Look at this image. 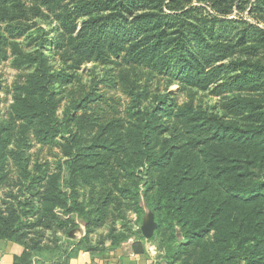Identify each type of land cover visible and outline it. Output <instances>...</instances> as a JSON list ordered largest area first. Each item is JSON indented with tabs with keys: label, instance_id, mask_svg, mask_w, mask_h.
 <instances>
[{
	"label": "trees",
	"instance_id": "1",
	"mask_svg": "<svg viewBox=\"0 0 264 264\" xmlns=\"http://www.w3.org/2000/svg\"><path fill=\"white\" fill-rule=\"evenodd\" d=\"M5 1L10 3L2 7L20 10V18L27 16L24 2L0 0ZM187 1L34 0L31 8L36 14L52 16L60 36L53 44L63 52L68 49L74 67L88 60L108 64L114 58L169 74L199 89L216 85L230 90V95L222 104V114L186 105L174 110L163 96L161 111L186 121L182 128L189 140L178 143L182 132L175 128L170 138H158L159 150L150 144L153 132L161 131L155 122L158 108L135 107L125 134L119 130L124 125L119 119L96 124L75 116V129L68 130L62 147L71 160L67 182L71 192L59 186L57 174H52L42 192L24 194L19 210L0 214V239L23 246L19 263L68 264L80 249L103 252L104 240L110 241L112 249L132 236L142 237L140 228L132 225L128 229L112 226L105 236L93 239L110 214L113 192L106 188V179L118 185L111 175L114 161L133 185L134 190L119 188L136 202L128 210H141L134 170L148 164L149 170L158 173L149 186L155 194L144 193L143 202L156 215L151 240L160 264H264V0H255L249 7L258 24L225 18L232 4L224 0H205L211 11ZM47 41L44 37L41 48ZM25 58L35 63L36 70L17 88L13 113L34 124L41 140H49L64 133L69 122L56 115L59 99L53 84L62 76L46 66L43 51L34 59ZM95 127L114 134L103 139L101 134L84 135ZM9 136L0 134V188L5 161L10 156L20 158L19 152L8 150ZM24 168L20 174L28 177L30 172ZM82 183L92 188L94 183L101 184L87 210L89 203L74 198V185ZM121 209L112 210L114 218L123 216L125 209ZM72 213L83 220L85 234L53 261L40 253V244L28 243L19 232L22 220L32 218L30 225L39 229L37 234L53 229L67 236L68 227L74 226ZM131 247L134 252L143 251L139 241Z\"/></svg>",
	"mask_w": 264,
	"mask_h": 264
},
{
	"label": "rangeland",
	"instance_id": "2",
	"mask_svg": "<svg viewBox=\"0 0 264 264\" xmlns=\"http://www.w3.org/2000/svg\"><path fill=\"white\" fill-rule=\"evenodd\" d=\"M254 1L224 0L223 2H229L232 5L230 12L223 16L227 19L246 20L258 24L255 15L250 14L249 11V7ZM6 2L8 1L0 2V134L3 135L5 132L10 134L7 148L10 151L19 152L20 158L10 156L11 158L9 157L4 163L5 177L0 188L1 215H7L12 209L19 210L18 202L23 200L25 193L42 192L44 184L52 174H57L59 186L67 190L68 193L71 192L67 183L71 160L63 153L62 147L63 138L68 136V130L75 129V116L83 117V119L88 117L96 124H101L111 118L119 119L124 122L119 130L125 134L124 128L128 125L130 113L135 110V107L149 111L158 108L155 122L161 125V131L153 132L150 144L154 145L155 150H159L158 138H170L172 129H180V133L182 132L178 143L184 144L189 140L182 128L186 121L161 111L163 96H167V103L172 105L174 110L176 106L186 105L222 114V104L229 98L230 90L221 89L216 85L199 89L178 82L169 74H159L142 66L117 61L114 58L108 64L88 60L81 62L78 67H74L73 56H70L68 49L63 52L53 44V41L57 42L60 36L51 15L46 18L42 17L36 14L37 10L31 8L34 7V0H21L28 7V11L26 17L20 18V10L19 12L13 11L11 6L2 7ZM187 2H192L195 6L202 5L206 10L211 11V8L205 3L209 1L188 0ZM44 37L49 41L41 48ZM41 51L45 55L46 66L52 72H59L62 76L53 84V91L59 99L56 115L63 121L65 119L69 121L65 126L64 133L49 140H41L35 132L34 124L16 118L13 113L17 88L24 86L28 76L36 70L35 63L26 59L25 55H30L34 59ZM99 134L102 139L109 138L114 134V131L95 127L84 133L91 138ZM96 152L101 151L97 150ZM105 154L107 153L103 152V155ZM121 155L123 156V153ZM110 167L113 168L111 175L116 178L118 185L114 186L111 178L106 179V188L112 189L113 192L108 206L110 214L104 226L94 231L93 239L97 240L105 236L107 230L112 226L118 229L121 227L128 229L133 225V228L139 227L141 231V225L146 217L150 216L149 214L157 227L156 215L144 206L143 194L146 193L149 196L155 194L153 190L149 189V186L151 182H155L154 176L158 173L153 172V169L149 170L148 164L134 170L137 176L135 187L141 193V210L137 212L126 209L133 208V205L136 204L131 199V194L124 191L125 189L119 190L123 187L134 190L131 189L133 185L114 161L111 162ZM22 168L30 172L28 177L20 174ZM91 186L84 183L74 185L75 200L84 204L89 203L86 210L91 208L92 197L101 189L99 183H94L93 188ZM70 187L72 186L70 185ZM13 195L16 196L15 199ZM120 208H122L121 210L125 209L121 216L123 218L120 217L121 220L114 218L112 213V210L115 213ZM55 212L63 213L59 209H56ZM70 215L74 220V226L68 227L67 236H64L63 230L54 231L53 229H46L42 231L43 234H37L39 229L30 225L33 222L32 218L22 220L19 232L23 234L28 243H34L37 247L40 244L39 247L43 250L40 253L53 261L59 258L64 247L75 244L78 237L83 232L85 234L83 220L75 213Z\"/></svg>",
	"mask_w": 264,
	"mask_h": 264
},
{
	"label": "crops",
	"instance_id": "3",
	"mask_svg": "<svg viewBox=\"0 0 264 264\" xmlns=\"http://www.w3.org/2000/svg\"><path fill=\"white\" fill-rule=\"evenodd\" d=\"M83 234L78 237V240ZM141 236L138 240L132 236L112 249H110V241L104 240L100 244L105 247L103 252L80 249L74 257L69 258L68 264H158L159 262L156 260L158 250L155 243L151 237L146 238L142 233ZM135 240L141 242L142 252L132 250L131 246ZM22 252L21 244L12 240L0 239V264H22L17 261Z\"/></svg>",
	"mask_w": 264,
	"mask_h": 264
},
{
	"label": "water",
	"instance_id": "4",
	"mask_svg": "<svg viewBox=\"0 0 264 264\" xmlns=\"http://www.w3.org/2000/svg\"><path fill=\"white\" fill-rule=\"evenodd\" d=\"M149 215L151 216V214ZM150 216L146 217L143 224L141 225V232L146 238L151 237L156 228V223L151 219Z\"/></svg>",
	"mask_w": 264,
	"mask_h": 264
},
{
	"label": "built area",
	"instance_id": "5",
	"mask_svg": "<svg viewBox=\"0 0 264 264\" xmlns=\"http://www.w3.org/2000/svg\"><path fill=\"white\" fill-rule=\"evenodd\" d=\"M158 264H160V263H158Z\"/></svg>",
	"mask_w": 264,
	"mask_h": 264
}]
</instances>
